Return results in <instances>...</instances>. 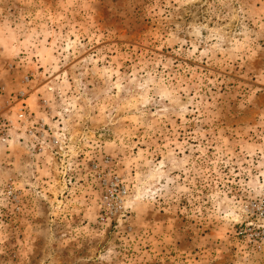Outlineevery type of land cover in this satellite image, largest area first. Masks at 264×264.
<instances>
[{"label":"rangeland","instance_id":"rangeland-1","mask_svg":"<svg viewBox=\"0 0 264 264\" xmlns=\"http://www.w3.org/2000/svg\"><path fill=\"white\" fill-rule=\"evenodd\" d=\"M263 205L264 0H0V264H264Z\"/></svg>","mask_w":264,"mask_h":264},{"label":"built area","instance_id":"built-area-1","mask_svg":"<svg viewBox=\"0 0 264 264\" xmlns=\"http://www.w3.org/2000/svg\"><path fill=\"white\" fill-rule=\"evenodd\" d=\"M25 113H21L20 117L23 118ZM256 217L254 221H248L243 224L239 229V235L244 236L249 242L260 245L264 242V205L259 207L256 212L251 216Z\"/></svg>","mask_w":264,"mask_h":264}]
</instances>
